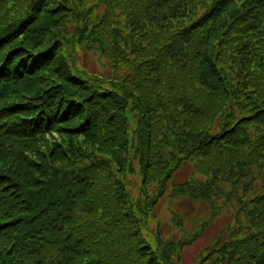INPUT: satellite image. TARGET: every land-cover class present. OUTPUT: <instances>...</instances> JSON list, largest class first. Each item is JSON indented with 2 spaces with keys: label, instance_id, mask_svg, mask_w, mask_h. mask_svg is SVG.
<instances>
[{
  "label": "trees",
  "instance_id": "trees-1",
  "mask_svg": "<svg viewBox=\"0 0 264 264\" xmlns=\"http://www.w3.org/2000/svg\"><path fill=\"white\" fill-rule=\"evenodd\" d=\"M167 190L227 198L207 256L264 264V0H0V264H178Z\"/></svg>",
  "mask_w": 264,
  "mask_h": 264
},
{
  "label": "rangeland",
  "instance_id": "rangeland-1",
  "mask_svg": "<svg viewBox=\"0 0 264 264\" xmlns=\"http://www.w3.org/2000/svg\"><path fill=\"white\" fill-rule=\"evenodd\" d=\"M81 51L83 52L78 53L80 64H86L100 74L108 73L109 61L106 57L85 47ZM135 167L139 169L137 162ZM190 171L191 167L186 166L178 175L179 180L187 178ZM140 181L138 174L130 175L128 186L132 194L138 195ZM211 199L213 202L205 197L173 195L171 190H167L160 198L156 216L151 219L150 226L154 230L160 229L163 239L178 241L189 237V241L180 250V256H174L178 264H216L207 256L208 248L218 238L222 227L233 221L234 207L225 201L227 198L223 195L212 194ZM174 212L178 215L177 218L173 216ZM215 256L216 254L213 257Z\"/></svg>",
  "mask_w": 264,
  "mask_h": 264
}]
</instances>
